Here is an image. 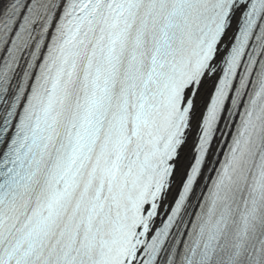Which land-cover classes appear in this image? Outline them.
<instances>
[{
    "label": "snow or ice",
    "instance_id": "1",
    "mask_svg": "<svg viewBox=\"0 0 264 264\" xmlns=\"http://www.w3.org/2000/svg\"><path fill=\"white\" fill-rule=\"evenodd\" d=\"M0 264H264V0H0Z\"/></svg>",
    "mask_w": 264,
    "mask_h": 264
}]
</instances>
